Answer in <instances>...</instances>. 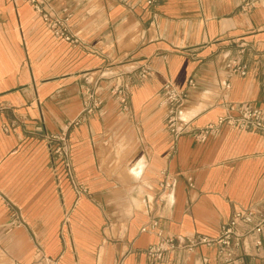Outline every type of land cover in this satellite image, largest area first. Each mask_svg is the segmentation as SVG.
I'll use <instances>...</instances> for the list:
<instances>
[{"label":"crops","instance_id":"crops-1","mask_svg":"<svg viewBox=\"0 0 264 264\" xmlns=\"http://www.w3.org/2000/svg\"><path fill=\"white\" fill-rule=\"evenodd\" d=\"M61 0L87 49L55 37L23 0H0V264H150L157 238L142 228L158 218L165 237L217 238L236 211L264 201V134L223 125L195 135L230 106L264 108V0ZM60 4V3H58ZM57 4V6H58ZM241 44L246 76L225 64ZM150 62L143 79L139 67ZM132 72L130 112L107 81L100 108L69 131L77 198L45 140L67 130L83 110L82 93L101 73ZM170 81L189 91L175 138L162 91ZM195 87L189 89V82ZM162 171L175 177L164 201ZM15 207L25 227L9 225ZM252 244L247 264H264ZM41 253H39V250ZM217 249L199 247L155 264H215Z\"/></svg>","mask_w":264,"mask_h":264},{"label":"built area","instance_id":"built-area-1","mask_svg":"<svg viewBox=\"0 0 264 264\" xmlns=\"http://www.w3.org/2000/svg\"><path fill=\"white\" fill-rule=\"evenodd\" d=\"M49 25L55 37L61 38L71 44L74 48L87 49V43L80 35L72 29V9L61 0H23ZM161 0H148V5L155 8ZM257 0H249L240 7L242 12H248L255 7ZM60 3V4H58ZM58 4V6H57ZM246 44H241L233 59L225 64V69L231 74L247 75L248 66L245 58L248 52ZM153 71L150 62L145 61L139 67V75L146 79ZM132 72L115 73L105 70L97 80L87 83L83 96V110L79 117L68 124L66 131L50 135L45 134V140L49 146L53 159L62 165L64 172L74 189L77 198L87 194V190L81 185L74 173L73 155L69 131L78 126L84 119L94 114L100 108L98 96L102 88V82L107 81L111 87V93L122 105L125 112H130L132 99ZM195 83L189 82V89L194 88ZM189 100V91H180L175 88L172 82L167 81L162 91V103L169 106L168 128L175 138L189 131V123L181 118L182 108ZM223 125L241 130H252L264 134V108H255L252 105L244 104L239 107L230 106L227 115L218 120L216 125H210L195 135L200 142L205 141L208 134L218 131ZM159 191L152 199L156 206L160 205L167 194L171 191L175 177L166 171L158 176ZM9 225L12 227H25L26 222L19 214V211L12 207ZM143 233L156 236L157 242L149 246L145 255L150 264L163 262L176 253L194 254L199 247H214L217 249L215 264H247L249 255L246 253V246L252 244L257 255L262 256L264 236V201L252 205L245 211H236L230 220L222 226L220 235L217 238H209L201 235L194 237L173 238L165 237L159 229L158 218L153 217L143 228ZM41 253L40 249L38 250ZM35 264H60L58 260L50 259L41 254ZM203 264H209L205 259Z\"/></svg>","mask_w":264,"mask_h":264}]
</instances>
